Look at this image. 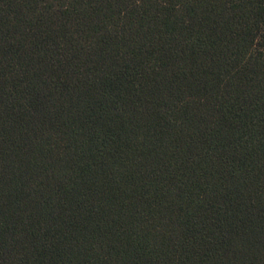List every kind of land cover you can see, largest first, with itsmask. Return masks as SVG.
I'll list each match as a JSON object with an SVG mask.
<instances>
[{
  "label": "trees",
  "instance_id": "obj_1",
  "mask_svg": "<svg viewBox=\"0 0 264 264\" xmlns=\"http://www.w3.org/2000/svg\"><path fill=\"white\" fill-rule=\"evenodd\" d=\"M0 264H264V0H0Z\"/></svg>",
  "mask_w": 264,
  "mask_h": 264
}]
</instances>
